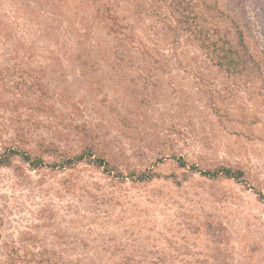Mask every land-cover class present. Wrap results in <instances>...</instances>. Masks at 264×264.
<instances>
[{
  "label": "rangeland",
  "instance_id": "374dc122",
  "mask_svg": "<svg viewBox=\"0 0 264 264\" xmlns=\"http://www.w3.org/2000/svg\"><path fill=\"white\" fill-rule=\"evenodd\" d=\"M101 1L105 20L92 0H0L1 20L36 12L0 40V150L113 169L1 167L0 264H264V0H183L214 35L234 36L225 13L242 25L259 66L240 71L174 0Z\"/></svg>",
  "mask_w": 264,
  "mask_h": 264
},
{
  "label": "trees",
  "instance_id": "16d2710c",
  "mask_svg": "<svg viewBox=\"0 0 264 264\" xmlns=\"http://www.w3.org/2000/svg\"><path fill=\"white\" fill-rule=\"evenodd\" d=\"M32 2L36 4L38 0H32ZM92 3H98L97 6L93 5V7L101 20H105L106 16L104 14L109 13V10L102 8L101 0H92ZM206 5V11L209 15V18H219L223 13H225V11H220V9L217 7L216 2H207ZM174 8L178 12V22L187 26L190 30H193L200 42V46L203 49L207 50L211 54V57L217 58L220 66H225L227 70L232 71L257 69V66H259V64L250 50V47L246 40L244 29L238 21L231 17V15L225 13L226 21L228 20V22L232 23V25L234 26V36L228 37L226 34L220 33L214 35L210 28L204 27L203 25L199 26L196 12L187 10L183 0H174ZM31 13H36L31 4L26 5L23 11L21 10L20 12L18 10H13L3 13L4 19H0V40L3 39V41H7L8 36H10L9 31L11 30L10 24L12 23V17L21 16L23 18L29 19V15H31ZM9 49H11L12 52H15L16 45L12 43L10 48L8 47V49L6 48L3 50V52H0V56L6 57L8 55L6 50ZM26 86H28L29 88H33L34 83L26 82ZM15 156H19L25 162L29 163L33 168H38L41 166L73 167L81 161L88 160L97 167L103 168L105 171L113 172V169L110 168V165L105 159H93L91 157L92 155L89 154L81 153L67 158L61 163L51 164L46 162L41 157L33 156L29 151L25 149L12 146L4 147L2 150H0V168L3 166H10L12 158ZM179 163L182 166L187 165V162L182 159H180ZM190 167L192 169L200 171L203 175H207L210 177L224 176L235 178L237 180H243V173L240 170H233L227 167H220L214 170H199L195 165H190ZM158 175V173L144 172L135 176V178L144 181L152 179L153 177H157ZM130 176L133 177L134 173L130 174Z\"/></svg>",
  "mask_w": 264,
  "mask_h": 264
}]
</instances>
